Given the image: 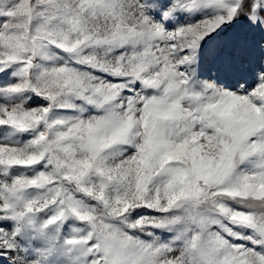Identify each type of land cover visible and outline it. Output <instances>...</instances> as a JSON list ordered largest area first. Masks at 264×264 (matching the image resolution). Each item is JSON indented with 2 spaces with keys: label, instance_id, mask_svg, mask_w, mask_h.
<instances>
[{
  "label": "snow or ice",
  "instance_id": "1",
  "mask_svg": "<svg viewBox=\"0 0 264 264\" xmlns=\"http://www.w3.org/2000/svg\"><path fill=\"white\" fill-rule=\"evenodd\" d=\"M0 264H264V0H0Z\"/></svg>",
  "mask_w": 264,
  "mask_h": 264
}]
</instances>
